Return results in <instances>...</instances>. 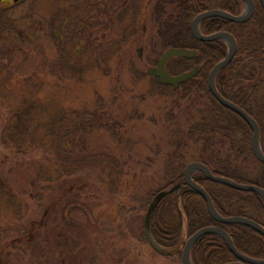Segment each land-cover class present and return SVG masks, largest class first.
I'll use <instances>...</instances> for the list:
<instances>
[{
	"label": "rangeland",
	"instance_id": "1",
	"mask_svg": "<svg viewBox=\"0 0 264 264\" xmlns=\"http://www.w3.org/2000/svg\"><path fill=\"white\" fill-rule=\"evenodd\" d=\"M11 2L0 16V118L10 105L3 96L26 84L55 95L48 124L62 118L55 131L44 129L48 144L27 140L22 152L3 147L0 135V264H183L188 237L180 254L163 255L146 239L144 219L177 147L171 129L189 126L197 106L175 110L148 74L165 49L150 42L159 41L151 18L130 15L140 5L144 12L145 0H0V10ZM54 17L58 41L49 35ZM41 28L49 34L36 42L31 33ZM77 41L84 51H74ZM98 45L109 57L92 56ZM104 107L99 121L93 113ZM201 146L177 148L191 156Z\"/></svg>",
	"mask_w": 264,
	"mask_h": 264
},
{
	"label": "trees",
	"instance_id": "2",
	"mask_svg": "<svg viewBox=\"0 0 264 264\" xmlns=\"http://www.w3.org/2000/svg\"><path fill=\"white\" fill-rule=\"evenodd\" d=\"M20 1L22 0L15 1V3ZM145 3L147 6L144 12L140 11L142 8L140 5L134 7L130 15L133 21H137L141 13L143 17L148 16L155 23L156 30L153 37L159 41L151 40L150 42L165 50L169 47L195 48L198 50L197 58L175 57L173 60H176L182 72L196 65L200 67L195 77L182 82L178 87L162 84L156 80L153 82L161 89L160 92H164L161 94L167 95L174 101V109L175 107L182 109V107L197 106V116L193 114L189 117V126L184 128L178 125L171 129L172 144L183 148L185 142L189 141L191 151L202 144L199 154L191 156L187 155L184 150L183 152L178 151L175 147L176 149L170 155L171 159H167V166H170V169L164 176L163 184L148 194L149 198L146 201L151 200L160 190L170 189L153 213L151 220L153 237L162 247L163 255H178L182 250L185 237H189L204 226L219 225L230 233L236 247L241 252L253 257L264 258V235L241 223L217 222L210 215L205 199L185 182L183 174L189 161H201L216 174L243 183H254L264 188V163L253 154L251 126L237 112L222 105L209 89V73L217 62L226 57L228 45L221 38L212 41L198 40L191 32V23L197 14L212 8L240 14L245 8V2L244 0H155L150 3L145 0ZM256 3L254 15L246 22H234L213 16L204 19L200 27L204 34L226 30L236 37L237 52L232 61L217 75L216 85L226 98L242 106L259 122L261 146L264 151V98L259 96V91L264 89V8L259 0H256ZM11 5L12 2L7 8L0 10L1 17L5 16V12L10 10ZM125 11L127 12V8ZM60 20L54 17L49 27L53 29L50 34L48 29L41 28L32 31L30 37L38 41L30 40L29 42H39L45 34L51 35L52 38L55 37L52 40H61L63 34L58 32L56 27ZM6 21L4 19L2 23ZM63 24L62 21L58 27L62 28ZM4 28L8 29L7 35H10V39H14V32L11 28L6 26ZM57 33L59 36L56 38ZM16 36L19 38L23 35L18 33ZM78 42H75L74 51L79 53L82 42L80 41L81 44ZM34 44L37 45L35 42ZM60 44L59 54L61 55L64 53V48ZM81 50L84 51L83 47ZM98 50H100L99 45L92 50V56H96V59L100 61V58H103L101 56L107 55L105 49ZM72 63L76 65L75 62ZM171 65L168 63V71L177 74L174 73L175 69ZM38 76L37 73L32 76V79ZM31 85H23L18 93L8 94V97L3 96L4 99L10 101V105L6 117L0 118V123H3V131L0 133L3 139L1 145L9 151L22 152L25 144H29L27 140L32 146L42 144L44 136V142L48 144L47 132L50 128L48 126L52 125L51 130L55 131L56 127L61 124L62 117L60 116L51 118L49 120L51 123L48 124L49 113L45 110L46 105L55 101V95L44 91L42 87L37 90L34 85ZM8 87L11 91V86ZM12 102L13 105H11ZM2 109H4L3 105L0 106V111ZM96 113L101 114L97 120H103L107 107L93 114L96 116ZM72 117L77 118L75 115ZM44 120H46V125ZM84 120L89 121V119ZM37 134H40L39 138ZM27 164L30 163L27 162ZM193 177L207 189L222 215H243L264 225V199L259 193L243 191L227 184L211 181L202 171L194 172ZM0 185L3 187L1 181ZM191 256L194 264H225L236 260L226 241L213 232L202 235L194 243Z\"/></svg>",
	"mask_w": 264,
	"mask_h": 264
},
{
	"label": "water",
	"instance_id": "3",
	"mask_svg": "<svg viewBox=\"0 0 264 264\" xmlns=\"http://www.w3.org/2000/svg\"><path fill=\"white\" fill-rule=\"evenodd\" d=\"M18 1V0H15ZM245 8L240 14H233L227 10L220 8L207 9L195 16L191 23V32L195 38L201 41H212L218 38H221L226 41L228 44V53L225 58L217 62L209 73L208 85L213 96L224 106L234 110L240 116H242L245 121L251 126L253 130L251 147L255 157L264 163V151L261 146V128L259 122L248 113L242 106L235 103L234 101L226 98L217 88L216 78L219 72L226 67L234 58L238 44L236 37L229 31L220 30L209 34H204L201 31L200 23L204 19L213 16L223 17L230 21L234 22H246L252 18L256 10V1L255 0H244ZM261 5L264 8V0H259ZM139 55L142 54V47L139 48ZM173 57H186V58H197L198 50L195 48L187 47H169L167 48L162 55L160 56L157 64L155 66L148 68V73L151 74L155 80L162 84H170L174 87H178L182 82L195 77L200 70V67L196 65L188 71H183L178 74H172L167 69V64ZM202 171L208 179L217 183L227 184L235 189L243 191H256L264 199V188L254 184V183H243L236 181L227 176L216 174L212 169L205 163L201 161H192L188 163L184 169V180L185 182L196 189L201 196L205 199L208 211L210 215L219 223L228 224V223H241L247 226H250L262 235H264V225L259 221L243 216V215H231L224 216L222 215L215 206V203L207 191V189L199 184L193 177L194 172ZM170 189H163L157 192L153 198L150 200L148 205L145 219H144V233L148 242L152 247L158 251L162 252V247L156 242L151 232V220L153 213L160 202V200L169 192ZM217 233L219 234L228 244L230 250L234 254L236 260L225 263V264H264V258H257L250 255H247L241 252L235 245L234 240L230 233L219 225H208L200 228L192 235L188 237L185 241L184 248L182 251L181 260L183 264H194L192 261L191 250L194 243L204 234L207 233Z\"/></svg>",
	"mask_w": 264,
	"mask_h": 264
}]
</instances>
